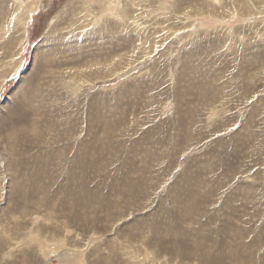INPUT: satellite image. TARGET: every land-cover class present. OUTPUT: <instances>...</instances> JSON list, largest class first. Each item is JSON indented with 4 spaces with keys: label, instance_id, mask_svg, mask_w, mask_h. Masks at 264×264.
<instances>
[{
    "label": "rangeland",
    "instance_id": "rangeland-1",
    "mask_svg": "<svg viewBox=\"0 0 264 264\" xmlns=\"http://www.w3.org/2000/svg\"><path fill=\"white\" fill-rule=\"evenodd\" d=\"M0 264H264V0H0Z\"/></svg>",
    "mask_w": 264,
    "mask_h": 264
},
{
    "label": "bare ground",
    "instance_id": "bare-ground-1",
    "mask_svg": "<svg viewBox=\"0 0 264 264\" xmlns=\"http://www.w3.org/2000/svg\"><path fill=\"white\" fill-rule=\"evenodd\" d=\"M83 8V7H82ZM79 19H80V17H79ZM20 22V21H19ZM74 27V26H73ZM7 29V28H6ZM72 29V28H71ZM77 29V28H76ZM9 30V29H8ZM73 30H74V28H73ZM52 31V30H51ZM72 30H70V32H71ZM76 31V30H75ZM72 33H73V31H72ZM50 34V33H49ZM52 34H53V32H52ZM70 35H74V34H70ZM56 36V35H55ZM54 36V37H55ZM58 39H59V37H58ZM76 47V46H75ZM220 185V184H219ZM73 218H74V216H73ZM75 253V252H74Z\"/></svg>",
    "mask_w": 264,
    "mask_h": 264
}]
</instances>
